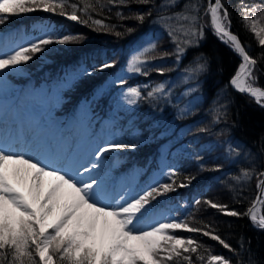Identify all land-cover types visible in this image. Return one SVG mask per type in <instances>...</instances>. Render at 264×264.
<instances>
[{
  "label": "trees",
  "instance_id": "trees-1",
  "mask_svg": "<svg viewBox=\"0 0 264 264\" xmlns=\"http://www.w3.org/2000/svg\"><path fill=\"white\" fill-rule=\"evenodd\" d=\"M70 2H77L78 7H82L80 0ZM101 2L106 4V0ZM200 2L207 6V0ZM222 2L230 14V31L238 36L249 55L258 60L253 85L264 89V47L259 45L243 22L240 10L242 4L264 6V0ZM161 3L162 0H152L150 4L129 0L127 6L106 5L102 10L98 7L97 11L89 13L92 19L102 20L111 30L100 29L91 20L87 24L69 20L67 16H60L59 10L53 13L37 9L7 15L6 22L0 24V33L20 27L16 42L23 34H38L40 37L47 31L54 38L69 34L80 37L67 44L54 42L47 45L44 51L20 66L26 75H5L12 84L20 86L15 105L18 107L25 100L21 93L36 89L41 84L46 86V103H56L51 106L55 115L75 117L79 106L86 103L90 110L88 124L91 128L96 127L93 123L97 119L109 118L112 128L120 130L118 141L135 145L119 149L113 158L116 159L115 167L121 169L118 176L123 175L125 179L131 172H136L137 178L150 187L174 180L175 191L168 192L169 200L157 207L168 210L177 222L201 228L208 225L207 230L219 234L237 249L240 256L202 233L177 229L170 230L172 234L197 240L214 254L229 257L231 264H237L238 259H242L244 264H249L250 260L251 264H264V230L255 227L247 216H227L203 203L212 200L238 212H245L250 207L258 191L257 177L254 175L249 181L239 183L232 177L240 175L244 168L264 170V102L257 103L254 97L230 86L229 80L241 58L229 44L214 34L209 17L200 21L204 26L203 38L186 47L177 60L172 54L175 44L166 26L158 19L159 15L165 14L157 12ZM185 3L186 0H179L167 14L179 11ZM150 8L152 15L148 16L146 13ZM67 11L70 13L71 9ZM118 12L123 18L117 16ZM78 14L81 20H88L87 15ZM135 14H145L143 22L135 19ZM200 15H204L202 9ZM116 32L122 35L117 36ZM149 42H155L157 48L142 57L148 60L142 65L143 72L129 71L131 58ZM165 52L169 55H163ZM40 55L46 56L49 61L38 70L36 62ZM205 62L206 67L197 71L196 64ZM105 63L113 66L99 70ZM157 69H163V74ZM59 83L63 85L51 101L48 92ZM160 84L164 85L166 95L157 99L147 98V92ZM132 87L139 89L144 98L129 105L125 93ZM185 108L187 112L181 114ZM217 109L225 114L218 123H214ZM9 111L12 112L11 119H14L16 114L13 109ZM205 127L210 131H199ZM225 142H230L233 147L239 146L240 156H227ZM245 153H251V156H245ZM197 155L202 160H197ZM217 165L220 169L214 170ZM173 171L177 175L170 177ZM99 173L100 168H97L86 173L85 178L99 176ZM155 176L159 178L157 185L153 184ZM189 176L195 177L191 183L185 179ZM180 183L187 186L179 187ZM197 200L201 201L199 205L195 203ZM258 209V214L264 215V203H259Z\"/></svg>",
  "mask_w": 264,
  "mask_h": 264
},
{
  "label": "snow or ice",
  "instance_id": "snow-or-ice-1",
  "mask_svg": "<svg viewBox=\"0 0 264 264\" xmlns=\"http://www.w3.org/2000/svg\"><path fill=\"white\" fill-rule=\"evenodd\" d=\"M136 2L150 4L152 0ZM178 2L179 0H162L157 8L158 13H165L159 15L158 19L166 26L168 35L175 44L172 54L177 60L184 54L186 47L203 38L204 26L200 21L210 17V27L214 34L229 44L242 61L231 77L230 84L240 93H248L254 97L257 103L264 102V90L253 85L258 60L249 55L238 36L230 31V14L222 0H207L206 7L200 0H186L179 11L167 14ZM80 3L82 7L70 0H0V14H6L0 15V24L6 22L7 15L42 9L53 13L59 10L58 14L67 16L69 20L85 24L91 20L100 29L111 30L102 20L92 19L89 13L97 11L98 7L102 10L106 5L127 6L129 0H106V4L101 0H80ZM68 8L71 9L70 13ZM201 9L203 16L200 15ZM240 10L243 22L255 35L259 45L264 47V6L242 4ZM78 13L87 15L88 20H81ZM146 15H152L151 8ZM117 16L123 18L119 12ZM135 19L143 22L145 14H135ZM116 35L121 36L122 33L116 32ZM78 39L80 37L71 34L54 38L47 31L26 45L0 53V74L27 64L36 54L44 51L47 45L54 42L67 44ZM156 48L155 42H149L140 53L131 58L129 71L143 72L142 65L148 63V60L142 57ZM163 55L169 53L165 52ZM112 66L105 63L99 70ZM205 67L206 62L196 64L197 71ZM157 71L163 74V69ZM120 83L124 82L121 80ZM160 95H166L163 84L147 92L149 99H157ZM125 98L127 104L133 105L144 97L139 89L132 87L127 89ZM187 110L182 109L181 114H185ZM224 114L220 109L215 110L213 122L218 123ZM199 131L209 132L210 129L205 127ZM225 143L227 156H240L239 146L233 147L230 142ZM133 147L134 144L123 142H108L97 146L91 154L95 160H90L88 165H81L75 174H70L59 168L48 167L23 152L10 151L0 141V264H231L229 257L214 254L209 247L197 240L170 232L177 229L202 233L239 257L237 249L219 234L207 230L209 226L206 224L202 228L192 227L187 222L172 220L158 222L148 229L135 227L137 219L148 211L152 201L165 193L175 191L174 180L172 183L151 186L130 200L121 196L115 204H106L99 199L98 190L102 184L99 177L89 176L86 181L79 178L97 169L99 161L110 150ZM245 156H251V153H245ZM197 160H202V157L197 155ZM219 169L220 166L217 165L214 170ZM176 175L173 171L170 177ZM254 175L258 179L256 187L260 195L256 196L245 212L229 209L227 205L212 200H205L203 203L227 216H247L255 227L264 230V215L258 214L257 207L258 203H264V170L244 168L240 175L232 179L239 183L249 181ZM185 179L191 183L195 177L189 176ZM186 186L185 183L179 184V187ZM195 203L199 205L201 201L197 200ZM237 264L244 262L238 259Z\"/></svg>",
  "mask_w": 264,
  "mask_h": 264
},
{
  "label": "rangeland",
  "instance_id": "rangeland-1",
  "mask_svg": "<svg viewBox=\"0 0 264 264\" xmlns=\"http://www.w3.org/2000/svg\"><path fill=\"white\" fill-rule=\"evenodd\" d=\"M10 35L12 37V33ZM38 36V34L31 33L23 34L19 42L13 43L11 39L7 40V34H2L0 35V53L26 45ZM48 61L46 56L40 55L36 62L38 70H41ZM17 69V71L9 69L4 74H0V95H2L0 97V141H3L10 151L23 152L26 156H31L48 167L75 174L81 165H88L90 160H95L91 154L97 146L108 142H119V130L111 127V121L103 120L101 123L97 119L93 123H96V127H90L88 124L90 110L86 103L79 106L75 117L64 119L61 115L53 114L51 106L56 103H46L44 84L21 93L22 99L25 100L17 107L12 102L20 95V86L12 84L7 79L8 76H5L7 74L14 76L27 74L20 66ZM62 85L63 83H59L50 88L48 94L51 95V101L59 94ZM11 106L14 108L16 119L3 121L1 116L12 114V112L8 113ZM37 124L41 125L37 127ZM118 153L119 149L110 150L99 161L100 173L97 177L102 180L101 188L98 190L102 203L115 204L121 196L130 200L150 187L137 178L136 172H131L125 179L123 175L118 176L117 173L121 169L115 167L116 159H113ZM79 178L87 180L83 176ZM158 180L159 178L155 176L153 184L157 185ZM168 200V193L157 197L148 211L137 219L135 227L148 229L158 222L174 220L168 210L157 207Z\"/></svg>",
  "mask_w": 264,
  "mask_h": 264
},
{
  "label": "water",
  "instance_id": "water-1",
  "mask_svg": "<svg viewBox=\"0 0 264 264\" xmlns=\"http://www.w3.org/2000/svg\"><path fill=\"white\" fill-rule=\"evenodd\" d=\"M214 2V1H213ZM209 22H210V17H209ZM233 33V32H232ZM234 34V33H233ZM236 35V34H235ZM243 45V44H242ZM242 62V61H241ZM240 62V63H241ZM239 67V66H238ZM237 70H238V68H237ZM236 70V71H237ZM235 74V73H234ZM231 79V78H230ZM229 84H230V80H229ZM230 86L234 89V90H236L231 84H230ZM256 87H258V86H256ZM261 88V87H260ZM262 90H264L263 88H261ZM238 91V90H237ZM244 94H247V95H249L248 93H244ZM264 105V104H263ZM257 195H260V191H259V189H258V191H257V193H256V195H255V198H256V196ZM263 197V196H262ZM255 198H254V200H255ZM258 205H259V203H258ZM258 205H257V207H258ZM251 206V205H250ZM248 218V217H247ZM248 220L251 222V220L248 218ZM252 223V222H251Z\"/></svg>",
  "mask_w": 264,
  "mask_h": 264
},
{
  "label": "bare ground",
  "instance_id": "bare-ground-1",
  "mask_svg": "<svg viewBox=\"0 0 264 264\" xmlns=\"http://www.w3.org/2000/svg\"><path fill=\"white\" fill-rule=\"evenodd\" d=\"M214 1V0H213ZM10 70H12V71H17L18 69L17 68H15V69H10Z\"/></svg>",
  "mask_w": 264,
  "mask_h": 264
}]
</instances>
